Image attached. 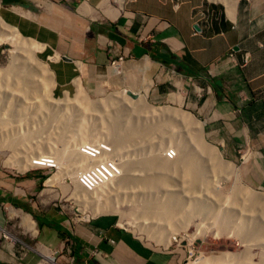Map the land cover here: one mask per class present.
<instances>
[{
  "label": "crops",
  "instance_id": "0c3cea01",
  "mask_svg": "<svg viewBox=\"0 0 264 264\" xmlns=\"http://www.w3.org/2000/svg\"><path fill=\"white\" fill-rule=\"evenodd\" d=\"M0 18L42 44L62 90L92 83L118 57L175 70L209 141L246 163L247 182L264 192V0H0ZM164 91L160 84L152 94ZM0 177V264L183 261L182 248L157 247L114 214L38 209L24 189L32 176Z\"/></svg>",
  "mask_w": 264,
  "mask_h": 264
},
{
  "label": "rangeland",
  "instance_id": "374dc122",
  "mask_svg": "<svg viewBox=\"0 0 264 264\" xmlns=\"http://www.w3.org/2000/svg\"><path fill=\"white\" fill-rule=\"evenodd\" d=\"M5 31L6 29L1 26L0 69L8 66L12 58L11 55L15 52V44H12V42L6 38L4 35ZM20 35L29 38L22 34ZM53 61L54 58L49 57L44 49L41 48L34 51L32 59L30 58L29 64H27V67L31 66V70L35 77V90L33 93H30L32 95H30L29 98L27 95H22L21 91H14V89L11 90L9 86L6 85L7 83H11L10 80H6L3 84L0 82V86L2 85L0 87V112H2L0 113V119L6 121V126L3 129L4 131H1L0 133V142H2L0 144L3 147L0 149L2 150L0 152V171L3 173H17L18 171L20 172V178L25 177L28 179L30 176L36 178L35 185H26L24 189L33 194H30V196H32L38 209L46 208V204L49 203L48 205H50L52 209L61 210L71 216L81 218H89L101 214H114L119 226L140 238L147 239L157 247L169 248L173 246V244L168 243L167 239L175 234L179 237H184L188 242L193 241L194 244L202 250L203 257L209 256V258L205 260L207 263L211 261L213 264H264V255L262 253L264 240H261V233L262 231L264 232V230L260 227H255L257 229L254 228L256 221L261 223L264 227V214L254 212L248 216L241 215V218H238V206H241L242 200L244 205H247L243 196L241 195L240 197L236 189L240 188L243 191L253 192L263 199L264 192L258 189L255 185H251L247 182L251 179L250 174L246 171V163L243 164L239 160H231L224 157L221 151L209 141L203 126V121L200 120L190 109V105L184 103V77L182 75L171 68L157 66L149 59L146 61L124 60L112 66L113 69L111 66H108L104 75L100 78L96 77L92 83L81 79V82L79 81V86H81L79 90H77V87H75V89L70 88L68 90H62L61 87L57 85L54 72L50 66ZM42 63L46 64L53 74L54 85L49 90V97L47 95V89L43 88V85H41L43 75L40 67L42 66ZM11 66L13 67L11 68V74L13 75L14 82H16L18 69L12 64ZM78 78L79 77L77 76L76 79ZM144 79L150 81V85L146 91L142 89L141 84ZM160 84L164 87L165 91L158 96H154L152 94L153 89ZM123 89L136 93V98L142 96L146 105L167 106L193 117L199 125V138L202 140V144L206 145L211 151L213 150L212 152L217 155L221 164L229 166L228 169L226 168V165L224 169V166L218 167L212 160L213 158L208 159V151L197 146V141H194L197 140V138L191 140V137L185 132L183 125L191 132H189L190 134L196 133L195 125L191 124L186 126L182 121L177 119L173 121L174 123H172L173 125L171 129L167 127L168 130L162 127V131H157L154 124L160 119H157V116L150 112L137 113L136 111L131 110V104L128 103V100L130 99L129 101H131L135 98H131L125 92L127 99L124 102H120L117 106L119 119H121V121H119L120 124L127 122L136 125L138 132H134L130 141L123 144L124 146L119 150L120 155H115L116 159L118 157L127 160L142 159L148 151L147 143L149 141L152 144L154 141L156 143L162 139V146H160L162 156H164L165 149L175 148L174 150H176L175 144H186L194 157H196L195 159L197 162H203L205 165L204 171L207 178L210 179L207 186L202 185L199 186L198 189L195 187L197 190L196 196L199 195L198 193H203L199 196L205 201L206 208L214 213V225L207 232L203 234H194L196 230L195 224L199 221L198 215L202 213L199 210H196L193 204V202L197 203V197L193 199V202L190 200L187 201L184 198L181 200V202L185 204L182 209H178L180 220H183L182 223L177 220L178 224L174 226L163 225V227L159 226V228L155 226L141 227L148 222V219H150L140 212V206L144 204L148 194L141 193L142 189L137 184L131 183L129 187L123 188L121 192L112 195L111 192L114 183L110 182V185L108 184L109 186H106L107 189L105 191L106 193L110 192L109 197H107L108 199L106 200V205L104 201L101 200L98 201V203L91 202V200L94 199V194L85 195V199L90 202H83L84 199L79 200L72 193L74 183L70 178L71 168L66 167V161L69 155L68 148H72L75 143L80 145L86 141L107 142L111 139L110 136L108 138V136L105 135L104 130L106 129V124L104 126L101 125L105 121L104 113L101 112L103 111L101 108L98 109L99 111H90L88 109L81 112L76 106H72L73 108H66L67 110L63 111L62 104L66 99L71 101L78 91L84 94L85 97H82L86 102L88 101V103H92L101 99L104 100L112 94H121ZM44 93H46V95ZM5 94L8 97H5ZM8 98L11 100L9 99L10 101L6 103L5 99ZM72 102L74 101L72 100ZM83 104L85 105V101ZM51 112H56L57 115L60 116L62 115L61 118L63 119H69V123L60 124L56 119H49L47 115ZM80 123L86 128V130L93 129L92 133L86 136L84 139L86 141L81 143L77 142L79 141L78 139L75 140L76 142L71 141V136L76 134ZM142 125L144 127H142ZM143 128H148V130L145 131ZM166 135L168 138L165 137ZM176 136L178 138H176ZM170 137L172 138V141L169 142L168 139ZM2 139L5 142H3ZM174 139L180 140H178V142ZM67 140H70L72 145H69L71 142ZM12 141L16 142L13 148L9 147V143ZM20 141H22V144ZM109 143L111 142L109 141ZM77 144L74 146H78ZM57 151V156L62 160L59 159L62 162L60 168H58V166H30L28 169L19 170L16 166V162H18L21 155L27 154L31 156L39 153H50V155H54ZM8 156H10V158ZM8 158L9 160H7ZM137 170V168H133L132 171ZM53 176L55 177L54 183L47 185L45 182L46 179ZM25 182H27V180ZM126 192L130 193L131 198L125 196ZM132 193H134V195ZM178 193L180 194V192ZM103 196L105 197V195ZM47 199H49V202ZM227 210L231 212L236 210V215H233L235 217H232L229 222L225 221L224 226L227 228H217V226L220 225V222L224 220L223 212ZM207 219H209V217H207ZM161 228L164 229L162 232L160 231ZM240 230L241 232H239ZM252 235L254 236L252 237ZM192 236L194 237L192 238ZM219 252H230V259H226L227 261L225 259L214 260L210 257L212 254H217Z\"/></svg>",
  "mask_w": 264,
  "mask_h": 264
},
{
  "label": "bare ground",
  "instance_id": "6f19581e",
  "mask_svg": "<svg viewBox=\"0 0 264 264\" xmlns=\"http://www.w3.org/2000/svg\"><path fill=\"white\" fill-rule=\"evenodd\" d=\"M1 26H3L6 29L4 33L6 38L10 40L12 44H15V52L13 55H11L12 58H11L10 63L8 64V66L9 65L10 66L9 67L6 66L5 68L0 69V82L3 84L6 80H10L11 83H7L6 85H8L11 90L14 89V91H19V92L21 91L22 95L24 96L27 95V97L29 98V96L32 95L30 93H33L35 90V79H34L35 77L31 70V66L27 67V64H29V59L30 58L32 59V55L34 51L41 49L43 46L41 43H38L34 41L33 39L26 40V38L22 37L19 34V32L16 30L15 27L4 23L2 19L0 18V27ZM11 64L14 65L18 69V77L16 79V82H14L13 75L11 74V68H13ZM40 69L43 75V78L41 80V85H43V88L47 89V95L49 97V90L54 85L53 74L50 71V68L48 69L46 64L42 63V66L40 67ZM76 82H79V81L77 80ZM141 84H142V89L146 91L148 86L150 85V81H147L146 79H144L141 82ZM126 91H127L126 89H123L121 94H117V93L112 94L109 97L105 98L104 100L101 99V100H98L92 103H88V101L86 102V100L82 97L84 96V94L78 91V93L73 97V99H71V101H69V99H66L65 97L66 99L64 100L65 102L64 103L62 102L63 111L67 110L66 108H70L72 106L73 107L76 106V108H78V110H81V112H84V110H88V109L90 111H93V110L97 111L99 108H101L103 110L101 112L104 113V118H105V121L101 125L104 126L106 124L105 125L106 129L104 130V132H105V135L108 136V138L110 136V139H111V140L108 139L111 143L107 141V144L109 146L103 145V149H101L100 146H93V147L98 148L97 155L94 153L92 155L88 153L87 151L85 152V149L83 151H80L81 146L84 147L85 145L89 144L88 142H92V141H86L84 139L86 138V136L90 135L93 130V129L86 130V128H84L82 124L80 123L79 129L76 132V134L74 136H71V141H75L78 139L79 140L77 141L78 143L79 142L81 143L83 141H86V142H84L85 144L81 143L80 145H78L77 143H75L76 142L75 141L74 143L77 144L78 146H74L75 145L74 144L73 145L74 147L72 146V148H68L69 155L66 161V167L71 168L70 178L72 179L74 183V189L72 193L79 200L84 199L83 202L87 201L85 199L87 195L94 194L95 195L94 199H92L91 202L98 203V201L101 200V201H104L106 205V200L108 199L107 197H109L110 192L106 193L105 191L107 189L106 186L110 182L114 183L113 184L114 186L111 192L112 195L121 192L123 188L129 187L131 183L137 184L142 189L141 193L148 194V197L145 199L144 204L140 206L141 208L140 212L143 215L149 217L150 219H148V222L146 224H143L141 227H149V226L163 227V225L164 226L165 225L174 226L178 224L177 220H179L182 223L183 220L182 219L180 220V217L178 215L179 214L178 209H182L183 205L185 204L181 202V200L184 198L187 201L190 200L191 202H193V199L197 197L198 198L197 203L193 202V204L196 210H199L202 213L198 215L199 221L195 224L196 230L194 234H203L207 232L214 225V222H213L214 213L210 212L206 208L205 201L199 196L203 193H198L199 195L196 196L197 190L195 187H197L198 189L199 186H202V185L207 186L210 179L207 178V175L204 171L205 165L203 164V162L201 163L197 162V160L195 159L196 157H194L193 153L186 146V144H182L181 142L180 143L182 145L175 144L176 145V150H175L176 152L174 156L175 158H172L173 160L171 161L165 158L164 156H162L161 149H160V146H162L161 145L162 139H160L156 143L154 141L152 144L149 141L147 143L148 151L146 155L143 156L142 159L137 158L138 160H131V159L127 160V159H120V157H118L117 160L119 159L118 160L119 162H114L111 158L109 159V156L112 155L113 153H114V156L115 155L119 156L120 155L119 150L122 146H124L123 144H126L130 141L134 132H138V128L136 127V125L132 123L129 124L126 122L124 124L123 123L120 124L121 119H119V114H118L119 112H118L117 106L120 104V102H124L127 99L126 94H125ZM44 94L46 95V93ZM5 97H8V96H6L5 94ZM9 99L10 98L5 99L6 103L11 100ZM72 100L74 102H72ZM83 100L85 101V105L83 104L84 102ZM129 100H128V103L131 104L130 105L131 110H134L137 113L138 112L139 113L140 112L142 113L150 112V113L155 114V116H157V119H160L157 123L154 124V127L157 131H162L163 129L162 127L166 129L168 128L171 129L173 125L172 123H174L173 121L177 119L182 121L186 126L191 125V124L195 125L196 126L195 134H190L191 132L188 131L187 127L183 125L184 130L187 133V135L191 137V140L197 138V140H194V141L195 142L197 141L196 142L197 146L208 151L209 153L208 159L213 158L212 160L218 167L224 166L223 167L224 169L227 166L226 168L228 169L229 167L228 165L225 164L226 165L225 166L219 162L217 155L214 152H212L213 150L211 151L206 145L202 144L201 142L202 140H200L199 138L200 128H199L197 121H195L193 117H190L188 114L184 112H180L174 108H170L167 106L146 105L144 103L142 96H138L137 98L131 101ZM47 116L49 119L58 120L60 124H63V123L67 124L70 121L67 118L65 119L61 118L62 115L61 116L57 115L56 112L55 113L51 112ZM5 126H6V121L4 119H0V133L1 131L2 132L4 131L3 129ZM142 127L144 126L142 125ZM143 129L145 131L148 130V128H143ZM168 135H171V134H168ZM165 137L168 138L167 135ZM176 138L178 137L176 136ZM168 140L170 142L172 141V138L170 137ZM178 140L180 139H177L176 141ZM67 141H70V140H67ZM20 143L22 144V141H20ZM9 144H10L9 147L13 148L16 142L12 141ZM69 145H72V142ZM90 145H93V144H90ZM2 148L3 147L1 146L0 149ZM104 148H108L109 150H104ZM1 151L2 150H0V152ZM57 154H58V151L54 153V155H50V153L49 154L39 153V154H33L31 156L27 154L21 155L18 162H16V166L18 167L19 170L28 169L30 168V166H58V168H60L62 164L61 162L62 160L60 159V157L57 156ZM8 157L10 158V156ZM9 158L7 160H9ZM99 163L103 165L105 172L102 170H100V172L98 170L97 171L94 170L93 173H90L88 171L89 169H94V166ZM133 168H137L138 170L132 171ZM86 171H88L87 174L89 175V177H86L88 181H86L82 177V176H85L83 174ZM80 176L83 179V181L81 182L79 181ZM102 176H105L106 179L103 182H100L102 180ZM54 181H55V177L53 176V177H49L48 179H46L45 182L47 185H50L54 183ZM236 190L240 197L241 195L243 196L245 203L247 205L245 206L242 200L241 206L240 205L238 206L239 207L238 218H241V215L248 216L250 214H253L254 212H257V213L260 212L264 214V199L263 198H261L259 195L253 192L243 191L240 188ZM178 192H180V194ZM132 194L134 195V193ZM103 195H105V197ZM125 196H128V198H131V195L129 192H126ZM87 202H90V201H87ZM235 211L234 212H231L229 210L224 211L223 212L224 220L220 222V225H218L217 228H220V229H224V227L227 228L226 226H224V223L225 221L227 222L231 221L232 217H235L233 216V215H236ZM207 217H209V219H207ZM30 227H33V226H30ZM255 227H260L264 230V227L261 225V223L257 221L254 224V228ZM162 230L164 229L161 228L160 231L162 232ZM239 232H241V230ZM261 235H262L261 240H264L263 231ZM172 236H176V235L175 234L171 235L169 239H167L169 244L171 243L170 238H172ZM253 236L254 235H252V237ZM193 237L194 236H192V238ZM262 248H263L262 253L264 255V247ZM230 255H231L230 252H222V253L219 252L217 254H212L210 257L214 260L216 259L229 260ZM208 258L209 256L207 257L202 256L200 260L205 261ZM263 263H264V258H263Z\"/></svg>",
  "mask_w": 264,
  "mask_h": 264
},
{
  "label": "built area",
  "instance_id": "2783aa9c",
  "mask_svg": "<svg viewBox=\"0 0 264 264\" xmlns=\"http://www.w3.org/2000/svg\"><path fill=\"white\" fill-rule=\"evenodd\" d=\"M231 57L232 56V53L229 52L228 53V57ZM121 58L118 57L117 59H112L109 63L111 65L115 64L116 61H120ZM247 61V58L246 57H243L241 63H236L237 65H242L244 64L245 62ZM85 144V143H84ZM90 144H93V145H90ZM103 145H106V146H109L107 144V142H90L89 144L85 145L84 147L81 146L80 148V151H83L85 149V152L87 151L88 153L92 154H98L97 150L98 148L96 147H93V146H100L101 149H103ZM175 148H169V149H165L164 150V157L167 158L168 160H171L172 158H174L175 156ZM104 150H109L108 148H104ZM112 159L114 162H118V160L115 158L114 156V153L112 155L109 156V159ZM48 167V166H47ZM53 168V167H52ZM55 168V167H54ZM95 171H99L102 170L104 171V168H103V165L102 164H97L94 166V169H89L88 171L90 173H93ZM86 171L83 175L85 176H82L86 181L87 178L86 177H89V175L87 174ZM105 172V171H104ZM79 174V173H78ZM106 179L105 176H102V180L100 182H103L104 180ZM78 180V179H77ZM79 181H83V179L81 178V176L79 177ZM90 183V182H88ZM171 240V243L170 244H173L174 246L178 247V248H182L184 250V258H183V261L181 264H212L211 261H209L208 263L206 261H201V257L203 256V253H202V250H200L195 244L193 241H190L188 242L184 237H179L178 235L176 236H172V238H170Z\"/></svg>",
  "mask_w": 264,
  "mask_h": 264
},
{
  "label": "water",
  "instance_id": "95a60500",
  "mask_svg": "<svg viewBox=\"0 0 264 264\" xmlns=\"http://www.w3.org/2000/svg\"><path fill=\"white\" fill-rule=\"evenodd\" d=\"M62 59H63V60H66V61H69V60H70V59L65 58V57H62ZM126 94H127L128 96H130L131 98H136V93L131 92L130 90H127V91H126Z\"/></svg>",
  "mask_w": 264,
  "mask_h": 264
},
{
  "label": "clouds",
  "instance_id": "9594fccd",
  "mask_svg": "<svg viewBox=\"0 0 264 264\" xmlns=\"http://www.w3.org/2000/svg\"><path fill=\"white\" fill-rule=\"evenodd\" d=\"M113 59H117V58H113ZM111 60H112V59H111ZM111 60H110V61H111ZM120 62H122V61H121V60H120V61H116L115 64L111 65V64L109 63L108 65L112 67V66H114V65H116V64H118V63H120Z\"/></svg>",
  "mask_w": 264,
  "mask_h": 264
},
{
  "label": "trees",
  "instance_id": "16d2710c",
  "mask_svg": "<svg viewBox=\"0 0 264 264\" xmlns=\"http://www.w3.org/2000/svg\"><path fill=\"white\" fill-rule=\"evenodd\" d=\"M41 179H42V177H41ZM20 207H22L23 209H26L25 207H23V206H20Z\"/></svg>",
  "mask_w": 264,
  "mask_h": 264
}]
</instances>
